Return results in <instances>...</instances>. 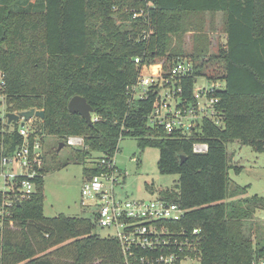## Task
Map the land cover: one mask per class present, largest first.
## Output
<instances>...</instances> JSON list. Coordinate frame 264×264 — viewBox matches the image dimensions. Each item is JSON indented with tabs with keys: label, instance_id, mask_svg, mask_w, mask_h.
Instances as JSON below:
<instances>
[{
	"label": "trees",
	"instance_id": "16d2710c",
	"mask_svg": "<svg viewBox=\"0 0 264 264\" xmlns=\"http://www.w3.org/2000/svg\"><path fill=\"white\" fill-rule=\"evenodd\" d=\"M217 14L225 43L209 57L204 19L214 26ZM186 32L194 33L190 54L182 48ZM206 57L219 65L217 77L204 76ZM179 58L195 64L175 82L176 98L186 108L196 105V79L222 83L208 95L217 100L213 119L203 117L189 136L149 125L157 87L142 98L129 91L142 65L164 61L167 70ZM0 73L7 113L44 111L31 137L41 143L47 136L65 143L80 137V161L91 152L99 155L83 167L85 178L103 171L98 161L111 159L124 138L135 139L140 152L158 149L159 174L178 176L158 196L187 211L182 227L199 229L200 264L264 261V233L254 243L250 223L254 210L264 212V197L232 200L238 191L245 196L248 187L229 192V171L238 174L241 167H233L227 149L242 143L264 153V0H0ZM74 96L93 109L92 125L68 111ZM17 128L2 132L0 120V156L20 142ZM194 143L207 144V151L194 153ZM43 181L36 179L32 196L14 206L12 226L5 222L0 228V264H121L118 243L92 236L90 219L44 217Z\"/></svg>",
	"mask_w": 264,
	"mask_h": 264
},
{
	"label": "built area",
	"instance_id": "2783aa9c",
	"mask_svg": "<svg viewBox=\"0 0 264 264\" xmlns=\"http://www.w3.org/2000/svg\"><path fill=\"white\" fill-rule=\"evenodd\" d=\"M141 14L134 13L133 16ZM140 62V59H134L136 65ZM163 65L164 61L142 65L136 83L129 91L132 97L142 98L152 86L157 87L158 94L148 117L149 125H162L167 134L180 130L183 135L189 136L203 117L213 119V104L217 100L208 95L222 86L198 84L203 77L196 79L192 94L196 105L186 108L184 102L176 98L180 88L175 87V82L191 74L195 64L190 58H179L167 70ZM4 78L0 73V105L6 114ZM5 114L0 118L2 132H13L14 124H17L20 142L10 155L0 156V228L5 222L12 226L14 206L29 199L35 191V180L44 177L41 139L37 135L31 137L34 129L26 126L32 119L23 127L19 123H11L7 128ZM91 120L97 121L92 116ZM66 144L82 146V138L68 137ZM207 148L205 143L192 145V151L197 154L205 153ZM0 152H3L1 144ZM115 154L111 159L100 158L98 162L103 171L85 178L80 191V205L92 208L95 224L107 231L105 238L118 243L121 264H200V231L181 226L186 210L159 196L143 200L116 195L114 189L118 186L121 173L114 164ZM252 264H264V261L255 260Z\"/></svg>",
	"mask_w": 264,
	"mask_h": 264
},
{
	"label": "rangeland",
	"instance_id": "374dc122",
	"mask_svg": "<svg viewBox=\"0 0 264 264\" xmlns=\"http://www.w3.org/2000/svg\"><path fill=\"white\" fill-rule=\"evenodd\" d=\"M209 18L204 19V35L209 41L208 56L216 55L218 49L225 43V35L222 29V15L218 14L209 25ZM203 22V23H204ZM193 32H186L183 35L182 48L184 53L190 54L193 47ZM195 61H207L202 68L204 76L217 77L220 71L219 65L208 62V58ZM221 73V71H220ZM198 84H213L222 86L217 79L208 82L199 79ZM3 107L0 105V118L4 116ZM38 119H32L26 126L36 127ZM60 143L63 144L59 148ZM41 152L43 154V170H45L43 181V215L45 218H53L61 214L65 217L90 219L94 224L92 208H84L80 205V191L85 180L83 167L89 166L99 157L95 152H91L89 159L80 161L77 157V150L84 146H70L59 140L55 136L43 138ZM119 150L115 154L114 164L117 171L121 173L118 179V186L115 187L116 195L132 199L152 200L158 196L159 190L171 189L175 186L177 175H160L157 168L159 151L156 148L147 147L140 152L133 138H124L119 143ZM229 152L233 154V167H241V171L235 174L234 169L229 171V192L236 187H248L245 196L241 192L235 194L233 201L253 196L264 197V153H257L249 146L238 143L227 146ZM148 185L152 188L150 190ZM251 219V238L255 243L257 237L264 233V212L254 210ZM92 236L105 238L107 231L99 228L96 224L91 231ZM264 241V240H263ZM69 242V241H68ZM59 245L58 247H60ZM98 260V259H96ZM93 264H98V261Z\"/></svg>",
	"mask_w": 264,
	"mask_h": 264
},
{
	"label": "water",
	"instance_id": "95a60500",
	"mask_svg": "<svg viewBox=\"0 0 264 264\" xmlns=\"http://www.w3.org/2000/svg\"><path fill=\"white\" fill-rule=\"evenodd\" d=\"M68 111L70 113L79 114L87 124L92 125L91 116L93 114V109L87 104L86 100L80 96H74L68 102ZM5 118L7 119V128L11 123H19L20 126H24L25 122L37 118L39 120H43L44 111L43 110H35L30 109L28 111L19 112L17 114L14 113H6ZM241 145H243L241 143ZM63 146L60 143L59 148ZM19 205V202H17Z\"/></svg>",
	"mask_w": 264,
	"mask_h": 264
},
{
	"label": "crops",
	"instance_id": "0c3cea01",
	"mask_svg": "<svg viewBox=\"0 0 264 264\" xmlns=\"http://www.w3.org/2000/svg\"><path fill=\"white\" fill-rule=\"evenodd\" d=\"M218 15V14H217Z\"/></svg>",
	"mask_w": 264,
	"mask_h": 264
}]
</instances>
